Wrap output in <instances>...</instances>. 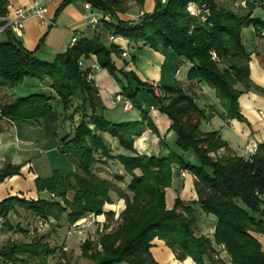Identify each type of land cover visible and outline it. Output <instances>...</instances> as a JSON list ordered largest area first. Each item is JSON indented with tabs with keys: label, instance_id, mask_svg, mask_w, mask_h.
<instances>
[{
	"label": "trees",
	"instance_id": "obj_1",
	"mask_svg": "<svg viewBox=\"0 0 264 264\" xmlns=\"http://www.w3.org/2000/svg\"><path fill=\"white\" fill-rule=\"evenodd\" d=\"M72 1L61 0L57 14ZM83 1L109 12L113 20L105 22L92 38L80 35L53 61L38 55L44 38L35 50H29L11 31L0 37V87L15 95L13 102L0 106V119L41 127L46 137L56 139L58 153L68 156L75 166L68 174L54 169L48 176L35 178L37 191L50 192L49 198H4L0 202L3 225L13 229L7 217L17 206L30 210L44 222H59L65 217L69 224H74L89 213L103 214L105 205L112 202L110 192L116 191L127 203L120 224L100 234L97 242L87 239L82 245L83 256L95 264H160L151 252L156 238L164 240L180 261L190 257L196 264H224L213 240L199 229L197 205L216 218L214 242L223 246L232 264H264V248L256 237L264 234V144H259L250 157L237 155L218 131L201 129L206 111L198 106L195 91L189 92L181 85L160 86V93L156 94L153 84L141 81L135 72L117 67L114 53H121L120 46L112 42L108 47L102 38L103 32L108 31L154 49H172L192 63L190 81L205 82L215 90L225 118L245 121L239 98L247 90L261 89L251 81V57L241 33L252 25L264 35V21L252 16L255 10L264 11V0H244L242 14L215 0H168L166 4L156 0L152 12L133 20L119 18L121 0ZM137 1L140 5L145 2ZM191 1L208 5L205 19L189 14L187 6ZM7 12V0H0V17ZM92 55L117 80L121 94L139 111L140 120L113 123L106 118L98 87L89 77L91 70L83 67L82 59ZM131 77L148 87L157 102L156 108L172 121L170 130L176 135L177 150L170 149L164 139L161 146L165 151L157 156L136 150L135 138L145 129L158 131L149 111L139 103V87H133ZM26 78L46 83L49 90L19 97L12 90ZM54 98L57 104H53ZM74 99L78 100L74 111L79 113L74 132L60 136L58 107L66 112ZM69 119L73 121V114ZM105 134L117 139L128 156L114 155L111 143L104 141ZM188 151L195 153L198 164L185 159L183 154ZM109 161L119 162L130 175L127 188L132 197L112 180L96 173L97 164ZM21 168L20 164H7L0 170V183L20 174ZM175 170L194 176L198 199L187 201L178 196L173 208L168 209L166 188L171 186ZM71 192L74 194L69 198ZM56 251L44 236L34 237L31 242L11 240L0 246V259L8 263L38 260L47 264V258Z\"/></svg>",
	"mask_w": 264,
	"mask_h": 264
},
{
	"label": "crops",
	"instance_id": "obj_2",
	"mask_svg": "<svg viewBox=\"0 0 264 264\" xmlns=\"http://www.w3.org/2000/svg\"><path fill=\"white\" fill-rule=\"evenodd\" d=\"M60 2L61 0H7L8 12L6 16L10 17L14 15V10L19 6H26L29 9H33L35 7H46L48 9L46 18L48 20H51L53 24H48L47 22L44 23L38 16L30 13L27 15L25 21L23 35L18 38L22 42V44L29 50H35L38 47L41 39L44 38V41L39 49L38 55L42 59L48 61H53L57 53L64 52L69 47H71V39L74 35H83L87 36L88 38H92L98 32V28L90 25L88 19L86 18L87 12L83 6V0L72 1L71 3L67 4L59 14H57V9L59 7ZM144 12V10H141L138 14H123L122 12H118L117 14L119 18L123 20H133ZM260 12L263 14H253L252 16L260 17L264 21V11L260 10ZM108 34V31H104L102 38H106L107 40H109ZM119 37L120 38L117 41H121L126 44L125 49L120 46V57L125 58L124 61L126 64V68L134 70V72L140 78H142L143 80H147L149 84L158 83L162 87L163 85L172 86L177 84L176 82L172 83L170 77L164 74L163 69L165 64L164 66L162 65V60L164 59L165 63L167 59H170L173 62L172 66L176 67V75L181 73V69L184 65H187L189 70L192 67V63H190L187 59L183 57H179L170 48H163L159 46L157 49H154L149 45H145L143 42L134 43L130 42L124 37ZM241 37L242 43L251 57V81L254 85L264 91V35H260L251 25L242 29ZM110 42L112 43V41ZM130 50H133L132 52L134 53H130ZM123 51H127L128 55L125 57L122 56ZM141 51H150L154 53V60L150 61V64L148 63L147 66H145L143 72L139 71V68L137 67V61L139 58L137 56V53ZM42 55H46V57H43ZM128 59L131 60L128 61ZM82 60L83 67L90 68L91 70L90 77L94 80L96 86L98 87L100 99L103 105L105 106V115L107 114V112L111 113L112 115L117 114L116 112L118 110V105L121 101L116 100V95L120 94L122 90L119 83L106 69L101 68L98 65L97 59L94 55L89 58H84ZM165 82H169L170 84ZM181 86L189 92L195 91L197 95L196 102L198 106L202 109H205L206 111V118L202 120L201 129L204 132L218 131L222 138L228 142L229 146L234 151V153L240 156L250 157L256 151L257 146L259 144H264L263 91L253 88L245 91L240 96L239 103L241 112L246 119L245 121H240L238 119H227L223 116L224 108L216 97L215 90L209 87L205 82H192L186 76L181 82ZM241 87L244 88V86ZM133 109L135 108L132 107L131 109L126 110L123 107V111L125 113H129ZM149 113L151 118L155 122H157L158 125L159 122H162V125H164L163 130L161 132L162 136H170L175 134L174 131L170 130L172 121L166 114L160 113V111L156 108V104H151ZM132 118L136 120L140 119L139 111L136 115L134 114ZM13 124L18 125L19 127H17V129H14L12 127L0 125V170L6 167V165L9 163L20 164L22 165V168L20 170V174L7 177L6 179H4V181L0 183V198L4 199L10 195H19L28 199H37L39 197H51L52 194L48 191H37L35 185V178L41 175V173L34 172L31 170V161L28 160L26 162V160H21L20 155H4V153L1 151L2 148H4L5 146L7 147L9 145H17V147H19L18 144H20L22 141L25 142L24 139H28L27 141H29L25 144H30L31 142H35L36 140V137L29 136V132H35L34 126L36 125L16 123ZM20 127L22 128L20 129ZM37 129L43 131L44 136V130L39 126H37ZM24 130L26 131L24 132ZM26 132H28V134ZM32 138L34 139L31 140ZM37 141H39V145L43 146L44 148H47L50 153H53V155L59 154L57 151L56 143L51 141L48 142L47 140V143L40 144V142L43 143L45 142V140L43 141L37 139ZM159 141L160 138H158L155 134H152L150 129H145L141 136L135 138L134 144L136 150L139 153L149 156H157L161 153L162 150V146L160 145ZM166 152H168V150H166ZM178 152L183 153L181 150H178ZM183 155L187 161L193 164H198V158L194 152L188 151ZM5 158H7L8 160L10 159V161L2 163V159ZM71 167L72 168L69 172L63 171L61 169L59 170L63 171L65 174H68L75 170V166L73 165V163ZM45 172H48V169ZM129 179H131V177ZM71 193L73 196L74 193ZM178 196L187 201L198 199V195L195 189L194 176L187 171L175 170L172 184L170 187L166 188V205L168 209L173 208L175 204V199ZM107 206L108 208H106ZM116 206H119L122 209H124L125 207L123 203L119 205L107 203L104 207V213L97 216L98 219L101 218L100 220L105 221L103 220L105 219V213L107 211H110L111 209L113 210V207ZM20 209L25 212V216L29 215L31 217H36V215L30 210L21 206H17L16 210L11 211L7 217V220L11 223L12 226L14 218H17V212ZM196 215L198 218V225L201 233L207 235L213 240V246L218 252L219 256L223 259L224 264H232L231 258L227 251L223 249V246L217 245L214 242L216 218L213 215H207L206 213H204L201 210L200 205L196 206ZM53 221L57 224L60 222L55 220ZM50 225H53V228L50 230L52 235H49L50 231L43 235L45 237V241H53V238L55 237L53 233H55V230L57 229L61 235L60 242L62 244L61 247L63 248V255H66L68 252H73L74 255L84 257L82 254L83 243L87 239L94 240V238L92 239L87 236V234L83 230L64 232L61 230V228H58L57 226L55 227L53 222H51ZM21 232L25 234L27 233L22 230ZM256 237L260 240L264 248V234H256ZM31 240H23L21 242H31ZM94 241L97 242L96 240ZM2 245L4 244H1L0 246ZM56 252L51 256H55L57 254ZM62 252L60 254H62ZM151 252L160 264H196L190 257L186 258L183 261L178 260L173 250L166 245L164 240L159 238H156L153 241ZM49 257L47 258V264H51ZM35 261L30 262L34 263ZM30 262L8 263L0 259V264H28ZM53 263L54 262L52 261V264Z\"/></svg>",
	"mask_w": 264,
	"mask_h": 264
},
{
	"label": "rangeland",
	"instance_id": "obj_3",
	"mask_svg": "<svg viewBox=\"0 0 264 264\" xmlns=\"http://www.w3.org/2000/svg\"><path fill=\"white\" fill-rule=\"evenodd\" d=\"M121 1H122V5H121L122 9L119 12H122L123 14L124 13L138 14L141 10H144L145 11L144 13H149V12H152L156 6V0H146V2H144L145 4L143 5H140L137 0H121ZM215 1L219 3L220 5H224V6H227L233 9L237 13L242 14L245 12L244 10L245 5H241L240 3L241 0H215ZM253 14H263V13H261L260 10H255ZM103 42L108 47H110L112 44L106 38L103 39ZM115 43L121 46L123 49L126 48V44L121 41H116ZM130 51H131L130 53H134L132 52L133 50H130ZM153 54L154 53L150 51H141L137 53V56L139 57L137 61V67L139 68V71L143 72L145 69V66H147L148 63L150 64V61L154 60ZM42 56L46 57V55H42ZM114 60H115V63L117 64V67L124 69L127 72L129 71L134 72V70L126 68V64L124 61L125 58L120 57V54L114 53ZM130 60L128 59V61ZM172 63L173 62L170 59H167L166 63H165V59L162 60V65L164 66L165 64L164 69H163L164 74L170 77L172 83L176 82L177 84L172 85V86L163 85V87L165 88L174 87L176 85H181V82L184 80V78L186 76L188 77L189 75L190 70L187 65H184L181 69V73L176 75L175 74L176 67L172 66ZM131 78H132L131 84L133 85V87H136V86L139 87V91L137 94V99L139 103L141 104L143 109L149 111L151 104L157 103L153 94L149 91L147 86H143L139 84L133 77ZM139 79L143 82H147V80H143L140 77ZM165 83H169V82H165ZM42 89L44 91L49 90L46 83H41V81L36 78H26L25 82L19 87H17L14 91L12 90V92H15L19 97H23L31 93L42 91ZM14 98H15V95L12 94L10 90L0 87V106L5 103L13 102ZM52 102L53 104H57L58 101L57 99L54 98ZM77 102L78 100L74 99L72 105L67 109L66 112L62 109L61 106L58 107V114L60 118V129H59L60 136H63L65 133L71 134L74 132V127L76 126L78 118H79V113L74 111V108ZM137 112H138L137 109H133L131 110V112L125 113L123 111V101H121L119 102V105H118V110L116 112L117 114L112 115L111 113L107 112L106 118L113 123L136 121V119H133L132 117L134 114L136 115ZM72 114H73V121L69 119V117ZM140 119H141V116H140ZM140 119H137V120H140ZM153 122L157 128L158 133H154L153 130H151V133L155 134L158 138H160V141H159L160 145H161V139H164L170 149L177 150L175 134L170 135V136H162L161 132L163 130L164 125H162V122H159V125L154 120ZM0 125L12 127L14 129H17V127H19L18 125H15L7 120H0ZM21 128L22 127H20V129ZM34 128H35V132L33 131L29 132V136L36 137V140H35L36 143L31 142L30 144H25V143H28L29 141H27L28 139H24L25 142L22 141L20 144H18L19 147H17V145H12V146L9 145L7 147L5 146L4 148L1 149L4 155H20L21 160H26V162L29 160L32 162L31 164L32 171L41 173V175L43 176L50 175L51 172L56 168L69 172L72 168L71 167L72 162L70 161L68 156L61 155V154L53 155V153H50L47 148H44L43 146L39 145V141H37V139L43 140V141L45 140V142L43 143L40 142V144L47 143V140L48 142L51 141V142L56 143V139L46 137L45 133L43 136V131H40V129L38 130L37 126H34ZM25 131L26 130H24V132ZM26 133L28 134V132ZM33 139L34 138H32L31 140ZM104 141L106 143H111L114 155L128 156L129 154L128 151L120 146V143L117 139L111 137L108 134H105ZM164 151L165 150L162 148L161 153H164ZM7 161H10V159L9 160L7 158L2 159V163H6ZM47 169H48V172H45L47 171ZM95 171L99 176L112 180L114 185L124 190V192L128 194V196L130 197L133 196L132 192H130L127 188L130 177L119 162L109 161L108 164H97L95 167ZM71 197H72V193H69V198ZM110 197L112 200L111 202L112 204L119 205L123 203L126 207V204H127L126 199L120 198L116 191L110 192ZM106 208H108V206ZM113 208H114L113 210L111 209L110 211H107L105 213V217H104L105 219H103L105 221H102L100 220L101 218L98 219V217H96V219H94V221L91 223V220L88 219V222L90 224H88L85 228L78 229L75 231L83 230L87 234V236H89L92 239L94 238V240L97 241L100 234L116 229L121 222V213L123 212L124 209H122L119 206H116ZM109 212H112V215H110ZM24 214L25 212L22 209H20L17 212V218H14V221L12 223L13 224L12 230L2 225V227L0 228V245L5 244L11 240L29 241L33 239L34 237H41L53 228V225H50L51 222H53L55 227L57 226L58 228H61V230L64 232L66 231L71 232V229H70L71 224H69V222L67 221L65 217H63V219L57 224L52 219L44 222L38 217H33V216L31 217L29 215L25 216ZM85 217H88V214L85 215ZM32 227L34 228L33 234L30 232ZM22 229L26 230L27 233L25 234L21 232ZM49 235H52L51 231ZM53 235L55 237L53 238V241H49V244L52 247L57 248V252H56L57 254L55 256L49 257L51 264H52V261L54 262L53 264H57V263H60V264H95L93 261L88 260L82 256L74 255L73 252H68L66 255H63L64 254L62 252L63 248L61 247L62 244L60 242L61 235L57 229L55 230V233H53ZM61 252L62 254H60ZM191 261H187V262H191ZM28 264H40V263L38 260H36L34 263L30 262Z\"/></svg>",
	"mask_w": 264,
	"mask_h": 264
},
{
	"label": "built area",
	"instance_id": "obj_4",
	"mask_svg": "<svg viewBox=\"0 0 264 264\" xmlns=\"http://www.w3.org/2000/svg\"><path fill=\"white\" fill-rule=\"evenodd\" d=\"M162 4H166L168 0H160ZM241 5H245V1L241 0ZM84 9L86 10V18L89 21V24L102 29V26L105 22H110L113 20L112 15L109 12L103 11L101 9H98L93 6V4L89 1H84L83 3ZM187 11L189 12L190 15L192 16H200L203 19L207 17L209 14V8L208 5L205 2H195L191 1L189 2L187 6ZM48 12V9L46 7H35L33 9H29L26 6H19L14 10V15L12 17L10 16H1L0 17V37L7 31H11L17 38H20L23 35V30L25 26V21L27 18L28 14H34L38 16L42 22H47L48 24H53L51 20H48L46 18V14ZM78 35H74L71 39V46L77 41ZM108 38L112 42H116L120 37L116 36L114 34L109 33ZM128 52L123 51L122 56H127ZM214 58L216 57L215 54ZM82 65V62H80ZM154 90L156 94L160 93V85L158 83L153 84ZM116 100L117 101H123V107L126 110H129L133 107L132 102L126 98L123 94H117L116 95ZM3 199L0 198V202ZM98 215L95 214L94 212L89 213L88 217H82L79 219L77 222L74 224H71L70 229L71 231H75L78 229L85 228L88 224V219L91 220V223L96 219ZM5 218L4 215L0 212V228L4 224ZM30 232L33 234L34 233V228L30 230ZM65 250V248H64Z\"/></svg>",
	"mask_w": 264,
	"mask_h": 264
}]
</instances>
